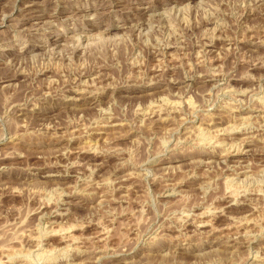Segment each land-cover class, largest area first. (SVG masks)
<instances>
[{
  "label": "rangeland",
  "instance_id": "1",
  "mask_svg": "<svg viewBox=\"0 0 264 264\" xmlns=\"http://www.w3.org/2000/svg\"><path fill=\"white\" fill-rule=\"evenodd\" d=\"M0 264H264V0H0Z\"/></svg>",
  "mask_w": 264,
  "mask_h": 264
},
{
  "label": "bare ground",
  "instance_id": "2",
  "mask_svg": "<svg viewBox=\"0 0 264 264\" xmlns=\"http://www.w3.org/2000/svg\"><path fill=\"white\" fill-rule=\"evenodd\" d=\"M261 116V115H260ZM247 121V120H246ZM200 129V128H199ZM42 258V257H41Z\"/></svg>",
  "mask_w": 264,
  "mask_h": 264
}]
</instances>
